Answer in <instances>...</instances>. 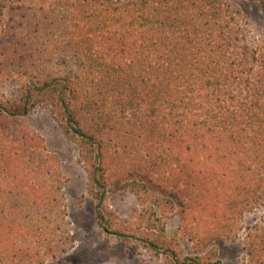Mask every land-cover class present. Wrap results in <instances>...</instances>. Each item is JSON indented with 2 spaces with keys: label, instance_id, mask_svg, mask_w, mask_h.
I'll list each match as a JSON object with an SVG mask.
<instances>
[{
  "label": "trees",
  "instance_id": "obj_1",
  "mask_svg": "<svg viewBox=\"0 0 264 264\" xmlns=\"http://www.w3.org/2000/svg\"><path fill=\"white\" fill-rule=\"evenodd\" d=\"M253 1L251 33L229 0H0V82L14 86L0 95V264H53L74 248L59 163L17 124L36 107L77 145L101 228L109 190L136 196L133 220L108 233L159 264H221L223 241L242 243L237 264H264Z\"/></svg>",
  "mask_w": 264,
  "mask_h": 264
},
{
  "label": "rangeland",
  "instance_id": "obj_2",
  "mask_svg": "<svg viewBox=\"0 0 264 264\" xmlns=\"http://www.w3.org/2000/svg\"><path fill=\"white\" fill-rule=\"evenodd\" d=\"M229 1L248 13L251 23L245 26L247 31L251 29L256 32V29L262 26L259 8L253 0ZM13 88L12 82H0V95L10 93ZM17 124L41 138V150H44L47 156L57 159L66 180L63 188L67 209L66 227L74 239V248L53 264H159L160 261L152 255L153 253L144 249L138 242L127 241L108 233L109 230H125V225L133 220V213L138 208L134 194L109 190L105 206L101 208L104 215L102 224L106 229L99 226L95 216V201L86 190V174L77 160V145L65 137L48 109L36 107L19 118ZM10 179L4 178L3 181L8 182ZM254 217L255 214L250 213L246 218ZM166 222L167 237L172 238L169 241L174 242L177 238L173 232L179 222V215H168ZM171 246L174 247V244ZM216 246L221 264H237L242 251L240 241H223Z\"/></svg>",
  "mask_w": 264,
  "mask_h": 264
}]
</instances>
